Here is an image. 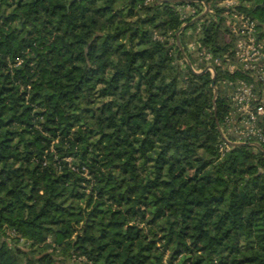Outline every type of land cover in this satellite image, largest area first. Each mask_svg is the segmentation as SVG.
I'll use <instances>...</instances> for the list:
<instances>
[{
    "label": "trees",
    "instance_id": "1",
    "mask_svg": "<svg viewBox=\"0 0 264 264\" xmlns=\"http://www.w3.org/2000/svg\"><path fill=\"white\" fill-rule=\"evenodd\" d=\"M205 1L180 45L186 1L0 0V264H264V152L205 139L235 49Z\"/></svg>",
    "mask_w": 264,
    "mask_h": 264
},
{
    "label": "built area",
    "instance_id": "2",
    "mask_svg": "<svg viewBox=\"0 0 264 264\" xmlns=\"http://www.w3.org/2000/svg\"><path fill=\"white\" fill-rule=\"evenodd\" d=\"M180 1H186L177 5L184 23L189 18L193 20L201 16L195 21L197 27L186 32L192 39L196 31H201L216 19L214 10L205 0ZM191 1L193 4L189 3ZM237 4L239 0H221L219 3L227 16L226 24L235 36L234 54L225 55V64L221 67L232 76L222 80L228 103V109L218 125V146L223 153L236 142L259 144L264 148V34L260 35L263 27L260 29L257 21L245 15ZM187 47L197 56L195 63L190 62V68L195 72L208 71L215 77V64L219 62L208 48L198 47L194 41L189 42Z\"/></svg>",
    "mask_w": 264,
    "mask_h": 264
},
{
    "label": "water",
    "instance_id": "3",
    "mask_svg": "<svg viewBox=\"0 0 264 264\" xmlns=\"http://www.w3.org/2000/svg\"><path fill=\"white\" fill-rule=\"evenodd\" d=\"M130 1H132V0H130ZM201 18V16H199V17H197L196 19H193L192 21H190V22H187V23H184V24H182V26L180 27V29L177 31V33H176V36H177V41H178V43L181 45V42H180V33L189 25V24H191V23H193V22H195V21H197L198 19H200ZM259 25L260 26H262L263 27V30H262V32L260 33V35H262V34H264V25H263V23H259ZM182 52H183V54L185 55V52L183 51V49H182ZM186 56V55H185ZM189 64H190V62H189ZM212 86H214V93H215V97H214V99L216 98V95H217V88L215 87V77H213V81H212ZM219 125V124H218ZM218 128H219V126H218ZM239 144H247V143H244V142H236V143H234V145H239ZM257 145V147L258 148H260L263 152H264V148L261 146V145H259V144H256Z\"/></svg>",
    "mask_w": 264,
    "mask_h": 264
},
{
    "label": "rangeland",
    "instance_id": "4",
    "mask_svg": "<svg viewBox=\"0 0 264 264\" xmlns=\"http://www.w3.org/2000/svg\"><path fill=\"white\" fill-rule=\"evenodd\" d=\"M209 15V14H208ZM207 15V16H208ZM195 29V27L194 28H191V29H189V31L190 30H194ZM190 37V36H189ZM191 38V37H190ZM192 39V38H191ZM224 66V65H223ZM217 87H218V89H219V94L220 95H223L224 94V91H225V85H223V83H219L218 85H217ZM205 139L206 140H209L210 142H212V143H217L218 142V136H216V135H206V137H205Z\"/></svg>",
    "mask_w": 264,
    "mask_h": 264
}]
</instances>
